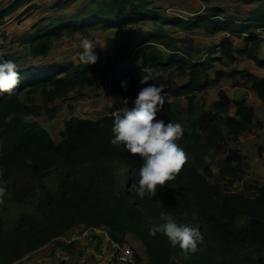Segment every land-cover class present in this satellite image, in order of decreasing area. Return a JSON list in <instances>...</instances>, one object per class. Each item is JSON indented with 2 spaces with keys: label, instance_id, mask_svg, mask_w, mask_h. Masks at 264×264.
<instances>
[{
  "label": "trees",
  "instance_id": "obj_1",
  "mask_svg": "<svg viewBox=\"0 0 264 264\" xmlns=\"http://www.w3.org/2000/svg\"><path fill=\"white\" fill-rule=\"evenodd\" d=\"M28 1L31 0H15L0 10V24ZM71 1H59L55 7L63 8ZM239 1L246 4L261 2L250 18L240 20L245 23L243 29L246 31L261 27L262 23L248 22L264 24V0ZM130 3L134 4L135 13L140 14L136 21L144 20L148 15L147 0H110L97 3L93 10L80 9L73 16L43 19L34 25L31 34L19 42L29 46L33 57L47 56L52 42L63 37L76 33L89 35L91 29L125 26L133 15L127 9ZM220 13L222 11L216 8L210 11L212 16ZM215 23L224 27L219 20ZM248 40L252 46L242 53H247L257 64L264 66V59L258 55L259 38L249 37ZM232 46V41L227 38L221 50L234 61ZM122 52L123 47L115 49L108 42L95 52L98 57L95 64L79 62L66 68L58 63L26 66L18 69L20 79L13 92H0V172L4 171L11 177L17 174L23 178L20 179L22 181L27 179L18 190L15 187L12 198L16 200L29 198L36 187L33 185L35 182L39 188L33 213L20 217L9 229L3 226V218L0 217V264L15 262L78 224L105 231L117 242L124 241L128 231L135 234L146 248L147 264H177L178 259L184 264H220L211 257L213 253H222L228 258V252H231L233 259L236 255L238 257L239 248L250 249L255 257L254 261L244 264H264V185H246L243 191H230L225 187L222 182H228L229 178L239 179L238 171L230 162L220 161L215 165L219 169L216 174L215 168L206 161V157H215L211 148L220 133L215 124L205 127L202 119L193 117L194 111L187 117L179 102H165L166 115L157 113L158 119L182 124L183 135L177 142L185 149L188 159L174 181L168 182L163 189L157 186L153 198L147 195L141 198L129 188L139 179L142 164L139 154H131L123 144L111 143L113 112L121 106L120 103L98 120L74 117L65 121L59 141L43 124L26 119L43 114L53 118L57 112L53 105L58 98L65 99L76 89L81 92L95 86L99 80L111 84L123 97L134 100L143 86L140 83L142 67L150 66L156 70L158 56L155 51L150 52L145 65L138 67L131 62L122 64ZM3 59L17 60L9 54L0 55V60ZM223 76L219 73L216 81ZM246 79L264 102V78L247 72ZM121 81H127V88ZM193 83H197L195 75H191V85ZM191 85L185 90L190 91ZM24 92L28 94L26 99L21 97ZM38 98L41 104L37 103ZM188 100L193 104V97H188ZM230 104L229 97H222L215 108L228 113ZM247 110L244 102L238 109L241 120L234 117L226 119L230 140L240 141L241 132L252 127ZM205 114L208 117L213 115L212 112ZM203 135L207 138L205 143ZM57 163L63 168L53 169L52 165ZM53 174L56 184L51 186L48 180ZM5 181L11 182L8 176ZM162 208L168 210L178 223L200 227L203 241L198 244L197 252L185 253L179 245L173 246L162 233L150 234V227L159 222ZM76 246L70 245L67 250L72 252ZM56 264L68 263L62 260ZM79 264L92 262L86 257Z\"/></svg>",
  "mask_w": 264,
  "mask_h": 264
},
{
  "label": "crops",
  "instance_id": "obj_2",
  "mask_svg": "<svg viewBox=\"0 0 264 264\" xmlns=\"http://www.w3.org/2000/svg\"><path fill=\"white\" fill-rule=\"evenodd\" d=\"M14 1L0 0V10ZM59 1L62 0H31L1 20L5 23L6 30L10 31V36L7 41L1 43L6 45L0 46V55L9 54L15 57L18 69L30 65L57 63L66 68L80 62L78 53L82 49L79 42L84 36L94 43L101 44L94 48V52L100 51L108 42L115 49L123 47L120 57L122 64L131 62L141 67L145 65L147 54L155 51L158 56L156 71L160 73L155 82L165 85V102H179L187 117L194 111L193 117L202 119L205 127L215 124L219 128L218 121L223 123L221 130L228 136V138L223 136L227 139L226 152L218 153L216 150L220 135L211 148L215 157H206V161L213 168L216 162L225 161L237 169L239 179H228L229 185L237 188L235 191H242L246 185H264V102L252 88V83L246 79L247 72L264 78V66L257 64L247 53H242L247 47L252 46L248 38L257 37L260 40L258 55L264 59V24L250 21L249 24L262 23V26L246 31L243 29L245 23L240 21L250 18L251 13L261 5V2L246 4L239 0H147L148 15L139 22L135 18L140 14L135 13L134 4L130 3L127 9L133 12V15L125 26L106 30L91 29L89 35L76 33L70 37H63L52 42L51 51L47 56L33 57L29 53V46L21 44L19 40L31 34L34 25L39 21L52 20L61 15L73 16L80 9L93 10L97 3L110 0H72L67 6L57 8L55 5ZM212 8L221 10L222 13L212 16L210 15ZM17 18L24 19L20 25L15 20ZM216 20L223 22L224 27L215 23ZM227 38L233 43L234 61L229 60L221 50ZM14 39H17L18 44L9 45ZM219 73H223L224 76L216 81ZM191 75L196 76L197 82L192 85ZM189 85L191 90H185ZM97 89H104L103 92L106 94L104 101L84 98L86 96L83 94H88L89 90L96 94L94 92ZM109 96L113 98L110 100ZM121 97L123 96L111 84H104L99 80L95 86L81 92L78 89L70 92L66 99L58 98L54 106L59 103L67 107L62 115L64 121L74 117L98 120L107 116L112 107L120 102ZM188 97H193V104H189ZM222 97L231 99L228 113L215 108V104ZM244 102L248 107L247 117L250 118L252 127L241 132L240 141H233L229 139L225 121L229 117L241 120L238 109ZM206 112H212L211 117L217 115L216 121L206 120L205 117L211 118L205 114ZM166 113L167 109L163 107L158 115L164 116ZM47 118L49 124L45 128L59 141L64 130L62 127L64 122L60 123L56 115ZM206 140V135H203L202 141L205 143ZM238 154L241 155V160L238 159ZM214 171L218 174L219 169L215 168ZM125 240L134 245L139 258H143V263L147 264L148 256L145 255L144 259L141 254L144 253L145 247L137 236L128 231Z\"/></svg>",
  "mask_w": 264,
  "mask_h": 264
},
{
  "label": "clouds",
  "instance_id": "obj_3",
  "mask_svg": "<svg viewBox=\"0 0 264 264\" xmlns=\"http://www.w3.org/2000/svg\"><path fill=\"white\" fill-rule=\"evenodd\" d=\"M81 51L79 60L83 64H95L98 57L94 48L100 43L84 36L80 40ZM160 73L153 67H142L140 83L143 85L137 92L132 106L129 107L128 97L120 101L122 106L114 113L111 143L123 144L131 154H139L142 164L139 167V179L130 186V190L141 197H155L157 186L163 189L168 182L174 181L185 165L188 157L185 149L178 144L183 135V126L179 122L157 118V113L165 103V85L155 82ZM20 73L16 62L12 59L0 60V92L11 94L19 83ZM154 81V83H148ZM127 88V81H121ZM113 97L109 96L111 100ZM0 191H3L0 188ZM160 201L159 199H157ZM195 216V213H193ZM157 223L149 232L152 235L162 233L173 246L179 247L185 253L198 251V244L203 241V235L198 225L178 223L168 210L162 208ZM121 262L124 256L118 258Z\"/></svg>",
  "mask_w": 264,
  "mask_h": 264
},
{
  "label": "rangeland",
  "instance_id": "obj_4",
  "mask_svg": "<svg viewBox=\"0 0 264 264\" xmlns=\"http://www.w3.org/2000/svg\"><path fill=\"white\" fill-rule=\"evenodd\" d=\"M19 23H21L23 18H17L15 19ZM0 29L3 31L2 39L0 40V46L6 45L1 44L3 41H7L9 39V32L6 30L5 23L0 24ZM15 41V42H14ZM12 40L9 45H13V43L18 44L17 39ZM104 89H97L94 93L90 90L88 91V94H83L84 98L88 100H96L98 102L104 101L106 98V94L103 92ZM28 94L26 92L21 94L22 99H26ZM66 99V98H65ZM37 103L41 104L40 99H37ZM56 107L53 105V107L57 110L56 116H58V121L60 123H65V119L62 117L64 111L67 109L66 106H61L59 103H56ZM70 105V104H69ZM71 107V105H70ZM69 109V106H68ZM71 109V108H70ZM28 121H38L41 124H43L44 127H47L49 124V120L47 118V114H43L39 117L34 116H28L26 117ZM224 122V120H222ZM219 122V121H218ZM64 123L62 127L64 128ZM220 123V122H219ZM46 124V125H45ZM221 127L223 126V123L221 122ZM220 127V128H221ZM223 129V127H222ZM221 133L223 136H226L224 134V131L221 130ZM54 138L55 135L52 134ZM227 138V137H226ZM224 137H221L220 141L218 142L219 145L217 146L216 150L218 153H225L227 149V139ZM53 169H61L63 168V165L60 163H57L55 165H52ZM8 176L10 183H6L5 179ZM51 180H48V183L53 186L56 184V181L54 180V174L50 176ZM23 179L19 175L15 174L12 177L9 176L6 172H0V188L3 189V191H0V217L3 218V226L6 229H9L14 226L16 221L24 215H28L30 213H33L35 208V203H37L38 195H39V188L37 187V182H35L36 185L35 188L32 189V195L29 198H25L22 200H16L12 198L13 192L15 187L18 188L21 187V185H24L26 183V180L23 181L20 180ZM225 187L230 191H235L237 188L234 186H230L229 182H222ZM243 191V190H242ZM104 233L100 230H97L95 228H90L84 224H78L76 227L72 228L66 233H62L54 238H52L49 242H47L45 245L27 252L24 256L20 257L15 262H12L11 264H56L62 260L67 261L70 264H79L83 262V260L87 258L91 259L92 264H120L117 262L116 259V249L112 245L111 241L107 239ZM131 244L129 241L124 240ZM116 242V241H115ZM92 243V244H90ZM77 245L75 249L70 252L67 250V247L70 245ZM64 245V246H61ZM132 245V244H131ZM99 246V247H98ZM134 245H132L133 247ZM98 247V248H97ZM145 247V246H144ZM134 248V247H133ZM135 249V248H134ZM136 254L137 250L135 249ZM142 252V251H141ZM238 257L237 255L231 259V252H228V258L220 253V254H212V258H216L220 264H244V263H250L254 261L253 259L254 254L252 251L248 248H239L238 249ZM142 257L145 259L146 248L144 250V253L142 252ZM264 256V250L263 254ZM137 264H144L143 258L140 259L139 255ZM177 264H184L179 259L176 260Z\"/></svg>",
  "mask_w": 264,
  "mask_h": 264
},
{
  "label": "built area",
  "instance_id": "obj_5",
  "mask_svg": "<svg viewBox=\"0 0 264 264\" xmlns=\"http://www.w3.org/2000/svg\"><path fill=\"white\" fill-rule=\"evenodd\" d=\"M2 36H3V31H2V29H0V39H2ZM122 98H124V97H121V99ZM129 98V97H128ZM132 99L130 98L129 99V107H131L132 106ZM120 103V105L122 106V103H121V101L119 102ZM120 106V107H121ZM119 107V108H120ZM119 108H117V109H115L114 110V112H113V116H114V113L119 109ZM105 235H106V237H107V239L108 240H110L111 241V243H112V245L115 247V251H116V253H115V255H116V259H117V262L118 263H120V264H137V254H136V251H135V249L132 247V245L131 244H129L128 242H126V241H122V242H115V240H113V239H111L110 237H109V235L107 234V232H105V231H102ZM120 256H124L125 257V260L123 261V262H121L118 258L120 257Z\"/></svg>",
  "mask_w": 264,
  "mask_h": 264
},
{
  "label": "water",
  "instance_id": "obj_6",
  "mask_svg": "<svg viewBox=\"0 0 264 264\" xmlns=\"http://www.w3.org/2000/svg\"><path fill=\"white\" fill-rule=\"evenodd\" d=\"M216 118H217V115H214V116L211 117V118H207V117H205L206 120H208V121H213V122L216 121ZM217 125H218V127H219V128H218L219 133H220L221 137H223V134H221V128H220V127H221V124L218 122ZM237 157H238L239 160L242 159L241 155H239V154H238ZM238 167H239V166H238ZM238 167H237V168H238Z\"/></svg>",
  "mask_w": 264,
  "mask_h": 264
}]
</instances>
